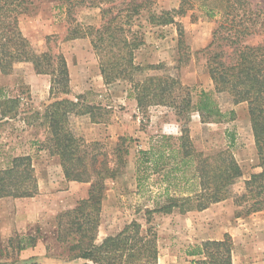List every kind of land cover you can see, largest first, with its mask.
Here are the masks:
<instances>
[{
    "label": "trees",
    "instance_id": "obj_1",
    "mask_svg": "<svg viewBox=\"0 0 264 264\" xmlns=\"http://www.w3.org/2000/svg\"><path fill=\"white\" fill-rule=\"evenodd\" d=\"M34 0H0V71L10 72L16 64L31 66L35 73L51 76L50 94H70L67 60L59 50L53 51L49 38L43 49H37L18 27V15L26 11ZM65 5V15L83 0H58ZM100 21L92 32L91 45L99 60L104 83L116 80L128 81L138 109L151 104H165L171 98L180 124V134L172 138L160 135L156 145L140 149L135 159L137 200H143L146 228L136 219L125 224L115 234L95 242L100 224L101 203L107 183L113 180L124 163L129 146L126 136L118 137L113 148L116 166L109 165L99 141L86 142L70 126V116L77 114V106L94 108L85 102L88 93L75 94V99L62 98L48 103L43 112H34L45 126L43 140L32 141L40 149L59 157L64 177L68 181L89 182L87 196L56 215V239L67 244V259H82L81 264H159L155 228L150 224L157 213H169L174 208L203 210L228 197L239 209L237 216L264 210V13L250 0H180L172 12L186 15L189 9H197L203 15H219L218 25L212 31V39L205 47L206 67L213 89H201L193 102L189 88L176 76L146 74L144 68L134 62V50L142 43L139 31L132 28L133 18L148 10L155 0H99ZM170 11L151 14L150 21L167 20ZM261 35L255 43L249 39ZM183 43L179 30L178 47ZM106 51V53H105ZM179 51V50H178ZM176 59L177 68L183 62V54ZM151 69L159 65L148 66ZM20 97H8L0 88V120L9 114L10 119L19 116L25 108ZM246 103L258 156L259 171L247 179L230 149L205 154L198 150L189 135L188 115L184 110L194 109L201 121H223L234 117V106ZM17 119V121H18ZM15 120V119H14ZM16 122V120H15ZM229 145L235 134L226 130ZM102 155L101 160L99 156ZM84 159L86 160L84 162ZM92 173V174H91ZM242 182L240 190L232 193L234 185ZM37 194V180L30 154L13 155L0 168V197H29ZM17 250L32 247L36 237H18ZM232 241L228 234L222 240H204L189 251L201 254L194 264H230ZM32 264H39L33 261Z\"/></svg>",
    "mask_w": 264,
    "mask_h": 264
},
{
    "label": "rangeland",
    "instance_id": "obj_2",
    "mask_svg": "<svg viewBox=\"0 0 264 264\" xmlns=\"http://www.w3.org/2000/svg\"><path fill=\"white\" fill-rule=\"evenodd\" d=\"M77 1L79 2V0H73L74 3ZM250 1L253 6H257L264 13V0ZM99 2V0H83V3H78L68 16L64 12L65 5L60 7L58 0H34L26 11L18 15V27L31 45L37 49H43L47 37H50L48 46L53 51L59 50L67 56L71 67L73 66L72 63L76 65L79 60V56L73 50H92L89 55L90 53L94 54L95 68L100 73L99 60L91 45V37L93 30L98 27L100 21V6L109 5L110 2L102 4ZM119 2L120 0H113L114 4ZM179 2L180 0H155L148 10L142 11L139 16L133 18L132 28L139 31V36L142 39V43L134 50V62L144 68V72L140 76L154 73L163 76H176L183 86L190 89V96L194 102L199 90L213 89L212 80L206 67L207 53L205 47L212 39V31L218 25L220 16L208 17L197 9H189L186 15L177 16L172 11L179 6ZM163 10L170 11L165 19H171L172 22L150 21L151 14H159ZM179 30L183 39L180 47H178ZM262 31L264 33V27ZM260 38L261 35H258L251 37L249 41L255 43ZM180 53L183 54V62L177 68L176 59ZM151 65H159V68L151 69L148 67ZM50 85L51 76L49 74L35 73L31 66L21 63L16 64L8 73L0 71V88L5 89L8 97H20L21 106L25 108V111L19 115L23 119L21 121L16 116L15 122L14 119L8 117L9 114L0 120V168L5 166L11 156L32 153V149L35 148L34 151L36 152L32 155V159L37 180L36 195H56L57 191L62 190V187H59L56 191L39 192V180L42 179L44 171L47 170L51 178L54 175L55 177L58 176V174L56 175V164L50 161L47 154L49 153L48 150L41 149L45 150L46 153L37 152L38 144H31L32 141L42 140L45 135V126L40 125L42 119L40 116L36 117L34 112L42 113L45 106L50 102L62 98L74 100L75 94L88 92L85 96V102H91L95 107L89 109L86 106L78 105L76 117L69 121L70 126L74 125V127L87 121L111 123V121L120 120L125 123L132 116L136 121V127L134 132H130L132 135L124 133V136L127 137L125 145L136 151L137 149H147L150 145H156L160 141L161 134L172 136L173 139L180 134L182 121L178 119L171 98L165 97V104H151L144 110L138 109L137 102L133 97L134 92L131 90L128 81H113L107 87H112V91L107 89V91H103L104 93L73 84L75 86H71L72 92L70 94L56 91L54 94H50ZM234 111V117L231 120L223 121H201L198 112L189 108L184 110V115L187 112L188 131L194 146L205 154L230 149L243 170V178L247 179L252 172L260 170L257 167L258 156L247 104L244 102L237 104L234 106ZM226 130H232L235 134L231 146L225 136ZM85 141L92 142L86 139ZM96 141L101 143L98 148L99 152H103L109 165L115 167L114 140L101 136ZM139 145L141 147H138ZM46 154L48 157L45 156ZM101 158L102 155L99 156L100 160ZM124 164L125 161L119 166L115 178L107 183L101 203L100 224L95 240L97 243L105 236L118 232L132 219L140 222L143 228L147 226L142 211L144 207H140L143 200H137L136 189L135 191L132 189L133 183L130 175L129 179H124L122 183H116V178L121 175ZM47 180L51 179L48 177ZM53 181L48 185L57 187L58 179ZM241 185L242 182H237L232 193L235 190H240ZM58 186H62V184L60 183ZM87 186L89 187V182H87ZM224 200L225 202L229 200L232 203L229 208L223 203L224 221L227 222V227L231 229L230 233L233 235L237 233L236 235L240 236L239 245L236 246L233 245L229 231L225 233L229 235L232 241V250L238 249L240 256H246L247 253L264 255V234H262L264 228L257 226L256 219H253L259 218L261 215L259 213L263 212L256 211L258 215H253V217L249 216L255 212L237 216L239 209L233 204V198L228 197ZM18 201L24 200H18L12 196L0 197V264H32L33 261H37L39 264H81L83 262L79 258L67 259L66 248L71 240L69 237L68 241L64 243L58 242L56 239V215L69 208L56 209L54 216L43 217L37 222L20 225L21 221L16 217ZM74 203L76 204V202ZM190 211L194 210L182 212L178 208H174L172 212L157 213L152 216L150 224L155 228L158 236L159 253L160 251L163 252L161 259L164 262L161 264H187L184 255H187L186 252L191 250L188 246L199 244V242L187 244V241L192 237L197 240L196 235L200 226L197 217L192 218L187 215ZM4 214L7 215L8 221ZM227 216H229V220L226 221ZM236 218L243 220L239 221ZM239 223L245 225L242 226L244 227L243 232L239 231L242 228L238 227ZM25 236L36 237V243L40 242L43 245L40 249L46 252L45 256H37L32 253L33 250H36L34 249L35 245L17 250V238ZM247 249L250 251L247 252Z\"/></svg>",
    "mask_w": 264,
    "mask_h": 264
},
{
    "label": "crops",
    "instance_id": "obj_3",
    "mask_svg": "<svg viewBox=\"0 0 264 264\" xmlns=\"http://www.w3.org/2000/svg\"><path fill=\"white\" fill-rule=\"evenodd\" d=\"M92 50H73L74 53H76L79 56V60L77 64L71 65L68 63V58L65 56L67 63H68V70H69V83L72 86L80 85L83 88H92L95 91H98L100 93H104L103 91H112V87L107 88L109 85L104 83L102 75L96 71L95 65L96 61L94 59V54L89 52ZM86 55V56H85ZM88 61V62H86ZM89 67V68H88ZM73 85V86H75ZM240 104V103H239ZM236 106V105H235ZM76 117V115H71L70 120ZM117 118V117H116ZM118 119V118H117ZM128 119V118H127ZM135 124L136 121L131 116L127 121H111V123H97L94 121L81 123L78 126L72 125L78 135H80L84 140L87 141H96L99 140L102 137L111 138L114 140V145L116 144L118 137L124 136V133H130L131 131L134 132L135 130ZM101 133V136H100ZM132 133V132H131ZM130 133V135H132ZM139 138V137H138ZM43 140V139H42ZM141 142V141H140ZM138 142V143H140ZM32 144V142H31ZM142 144V143H140ZM34 145V144H32ZM138 147H141L140 145ZM33 148V147H32ZM35 148L32 149V153L28 152L26 154H30L31 156L36 152L34 151ZM31 150V149H30ZM36 150V149H35ZM140 150V149H139ZM37 152H43L46 153L45 150H41L40 148H37ZM137 151L135 149L129 148L128 154L125 155V164L124 167H122V172L120 176H117L116 183H122L124 179H130L132 184V189L135 191L136 189V183H135V159L137 156ZM49 155L50 161L56 164V175L51 178L48 171H44L42 175V179L39 180V192H52L56 191L59 187H62L61 191H57L56 195H34L29 197H15V199L18 200H24V201H18L17 202V208H16V217L19 218L20 225H26L28 223H34L38 220L42 219L43 217H49L54 216L56 209H67L72 208L74 206V202L78 200V198H83L87 196V182H78V181H68L65 179L62 167L60 165L59 157L56 155ZM47 154L45 156H47ZM48 157V156H47ZM33 158V157H32ZM49 161V160H48ZM33 163V159H32ZM34 165V163H33ZM58 166V167H57ZM50 178L51 180H47V178ZM54 179H58V184H62V186L57 187H50L48 184L53 183ZM111 191L113 189L110 188ZM136 194V192H135ZM109 195V194H108ZM46 199V200H45ZM59 199H61V202H59ZM48 201V202H47ZM223 203L230 207L232 205L229 200L225 202V200H222L220 202H216L208 206L207 208L203 210H194L190 211L187 215H189L192 218H198L200 221V226L198 230V234L196 235L197 240L195 237H190L191 239L187 241V244L192 243H198L194 246H188L191 249H193L195 246H198L201 244L204 240H222L225 233H228L227 231H231L226 225L227 222L224 221V213H223ZM57 207V208H56ZM263 212L259 213L261 214L259 218L255 217L253 219H256L257 226H260L264 228V210L258 211ZM5 215V214H4ZM253 215H258L255 213L251 214L249 217H253ZM6 220L8 221L7 215ZM18 220V219H17ZM229 220V216H227L226 221ZM236 220H243V219H237ZM25 223V224H24ZM237 224V223H236ZM235 224V225H236ZM194 225V222H193ZM244 223H239L238 227H242ZM245 226V225H244ZM234 227V226H233ZM240 232L244 231V227H242ZM237 234V233H236ZM233 235L230 233L233 241V245L238 246L240 242V236ZM264 234V233H262ZM242 235V234H241ZM41 246H43L40 242H37L34 246L35 251L31 250L33 254H36L37 256H45V251H41ZM236 248V247H235ZM260 249V248H259ZM238 249L231 250V260L230 264H264V255L255 253L253 254H246V256H240L238 253ZM250 251L247 249V252ZM161 254L163 252L160 251L159 257H158V263H163V259H161ZM187 255H184L187 264L195 263L196 260L201 259V254H195L190 255L189 252H186ZM177 257V256H176ZM201 257V258H200ZM44 260V259H43ZM173 260V259H172ZM47 264H54V263H47Z\"/></svg>",
    "mask_w": 264,
    "mask_h": 264
}]
</instances>
